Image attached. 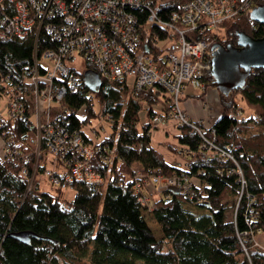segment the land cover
Segmentation results:
<instances>
[{"label": "trees", "instance_id": "obj_1", "mask_svg": "<svg viewBox=\"0 0 264 264\" xmlns=\"http://www.w3.org/2000/svg\"><path fill=\"white\" fill-rule=\"evenodd\" d=\"M153 1L166 18L185 0ZM263 3L252 0L251 6ZM251 10L206 29L199 37L211 44H236L239 30L264 36V24L250 16ZM138 14L144 18L147 11ZM155 28L161 36L167 34ZM49 40L46 36L39 41L41 52ZM144 41L152 46L149 38ZM34 45L33 33L24 37H2L0 33V90L4 94L17 95L19 84L28 90L22 76L34 61ZM251 72L242 87L229 94L219 91L221 112L208 116L216 130L213 134L208 128L206 136L221 146L238 144L236 162L211 156L202 146L201 134L188 124L177 127L175 140L166 143L183 162H168L151 142L154 122L140 125L142 109L151 117L159 115L154 109L157 102H161V113L168 112L170 97L163 87L138 88L126 78L104 79L101 90L92 91L84 80L82 93L71 92L64 98L72 109L64 124L73 131L84 122L94 124L98 114H106L109 145L101 152L113 148V156L106 160L97 152L91 165L104 180L75 181L72 198L41 190L38 177L27 189L23 167L31 171L35 159L34 147L27 142L29 128L20 119L0 117V131L5 128L13 145L29 153L27 158L0 157V264H264V247L249 240L264 230V67ZM205 74L201 98L205 89L217 85L210 69ZM238 94L248 107L239 103ZM191 95L196 93L185 94ZM84 103L86 114L78 115L77 108ZM44 167L42 160L36 176L42 175ZM140 173L186 174L194 183L192 193L173 192L168 187L156 197L151 212L162 228L159 238L145 217L147 207L140 200L143 189L134 186L138 181L143 184ZM23 230L44 238L32 237L28 243L10 235ZM245 232L248 239L242 240ZM86 257L88 261L82 262Z\"/></svg>", "mask_w": 264, "mask_h": 264}, {"label": "built area", "instance_id": "obj_2", "mask_svg": "<svg viewBox=\"0 0 264 264\" xmlns=\"http://www.w3.org/2000/svg\"><path fill=\"white\" fill-rule=\"evenodd\" d=\"M251 4L252 0H185L165 18L153 0H0L2 37L33 33L35 38L34 61L22 76L28 90L19 84L17 95L8 94L7 118L20 119L28 126L27 142L34 147L31 171L23 167L29 180L27 189L38 177L42 160L45 164L42 175L59 189L72 187L75 181L104 180L91 160L97 152L106 160L113 156V148L101 152L109 145L106 114H98L101 118L98 124L84 122L73 131L64 124L67 113L72 111L64 98L68 93L84 91V72L89 68H94L102 81L126 78L138 88L159 84L170 100L168 112L159 113L156 122L170 121L177 127L188 124L201 134L202 146L211 156L236 162L234 151L238 144L225 147L206 136L208 128L213 134L216 130L208 117L210 113L203 117L191 115L181 101L188 86L206 88L202 77L211 68L212 44L199 37V33L252 9ZM145 10L147 14L142 18L138 12ZM155 25L167 34L161 36ZM46 36L51 40L45 39L41 52L39 41ZM145 37L152 46L144 41ZM164 40L169 41L164 44ZM78 57L85 60L84 66L76 64ZM204 106L209 109L206 102ZM76 112L85 115L86 103ZM7 132L5 128L0 131V157L27 158L28 150L14 146L6 137ZM237 170L244 183L243 170L239 166ZM139 175L143 184L138 181L134 186L139 191L143 189L140 200L150 212L155 206L152 194H160L174 185L183 193L193 190L194 183L186 174ZM245 239H248L246 232L242 237ZM249 240L261 245L257 234H252Z\"/></svg>", "mask_w": 264, "mask_h": 264}, {"label": "water", "instance_id": "obj_3", "mask_svg": "<svg viewBox=\"0 0 264 264\" xmlns=\"http://www.w3.org/2000/svg\"><path fill=\"white\" fill-rule=\"evenodd\" d=\"M250 16L264 24V3L255 5ZM148 47V45H146ZM211 57V74L213 73L218 91L229 94L237 87L245 84L246 78L255 67H264V36L256 37L247 32H237V45L213 43ZM84 79L90 90L100 91L102 79L94 68L84 72ZM173 192H179L178 186H170ZM14 235L21 241L30 242L32 237L44 238L35 231L23 230L13 231ZM45 238H47L45 236Z\"/></svg>", "mask_w": 264, "mask_h": 264}, {"label": "crops", "instance_id": "obj_4", "mask_svg": "<svg viewBox=\"0 0 264 264\" xmlns=\"http://www.w3.org/2000/svg\"><path fill=\"white\" fill-rule=\"evenodd\" d=\"M193 90V88L191 89ZM191 90L187 88V90L184 93V100H183V107L187 109V111L194 116L197 117H203V115H207L208 113H214L215 115L219 114L221 112V106H220V95L219 91L216 87H208L207 91L205 93L204 98H202V102L199 103L197 100H192L186 98L185 94L186 92H191ZM204 102H206L209 106V109H207L204 106ZM160 113L162 111H159ZM213 114V115H214ZM157 116V115H156ZM155 127L151 129L152 131V138L151 142L153 146L158 149L160 152H163L166 160L168 162H183V159L175 152H171L167 147L166 143L168 141L172 142L175 140V135L178 133L179 129L177 126L170 121H164L157 123L154 122ZM157 196V195H156ZM152 214V212H150ZM152 217L154 218L153 214ZM257 239L259 240L260 244L262 245L264 243V230L260 233H257Z\"/></svg>", "mask_w": 264, "mask_h": 264}, {"label": "rangeland", "instance_id": "obj_5", "mask_svg": "<svg viewBox=\"0 0 264 264\" xmlns=\"http://www.w3.org/2000/svg\"><path fill=\"white\" fill-rule=\"evenodd\" d=\"M217 30L222 32V30H220L219 28ZM168 41L169 40H164V41H162V43L167 44ZM76 64H78L79 67L84 66L85 65V60L83 58L78 57ZM192 88H194V87H192ZM192 88L189 87L188 90L189 89L191 90ZM203 90H204L203 87H195L193 89V91L196 93V95H191V96L186 97V98L192 99V100H197L199 103H201L202 102V98L200 96H198V95L201 94ZM206 91L207 90L205 89V93H206ZM203 95L205 96V94H203ZM160 97L164 98L163 95H161ZM8 98H9L8 95L4 94L0 90V115H1V117L4 116V117L7 118L8 116H10L9 115L10 111H9V105H8ZM183 100H184V97L182 98L181 105L183 104ZM237 100L244 107H248V105L242 99L240 94L237 95ZM95 105H96V108H97L99 106V103L97 102ZM160 105H161V102H157V103L154 104V109H156L158 112H159V110L162 109V108H160ZM98 109H99V107H98ZM213 116H215V114ZM156 118H157L156 116L154 118V117H151L150 114L148 115L146 109H142V111L140 113V125L142 123L148 122V120H151L152 122H155ZM100 120H101V118L98 115L97 117L94 118L93 122L98 124ZM38 179H39V182H40V189L41 190L48 191V192L52 193L53 195L59 193L62 198H72L75 195V189H73L70 186L69 187H65V189H59L56 185H53L51 183V181L44 174L43 175H39ZM146 188H148V187H146ZM150 189L152 191L153 187H150ZM156 195L158 196V193H154L151 196H153L154 199H156V197H157ZM144 213H145V217L147 218L148 223H149L151 229H153L156 237L157 238L161 237L163 235V232H162V228H160V225H159L157 219L152 217V214L150 213L149 210H145ZM87 261H88L87 257L83 258V260H82V262H87Z\"/></svg>", "mask_w": 264, "mask_h": 264}, {"label": "bare ground", "instance_id": "obj_6", "mask_svg": "<svg viewBox=\"0 0 264 264\" xmlns=\"http://www.w3.org/2000/svg\"><path fill=\"white\" fill-rule=\"evenodd\" d=\"M148 49V47H146Z\"/></svg>", "mask_w": 264, "mask_h": 264}, {"label": "flooded vegetation", "instance_id": "obj_7", "mask_svg": "<svg viewBox=\"0 0 264 264\" xmlns=\"http://www.w3.org/2000/svg\"><path fill=\"white\" fill-rule=\"evenodd\" d=\"M236 45H237V43H236Z\"/></svg>", "mask_w": 264, "mask_h": 264}]
</instances>
